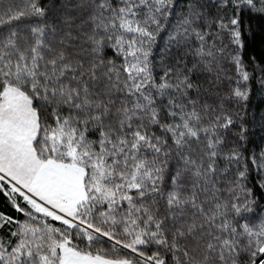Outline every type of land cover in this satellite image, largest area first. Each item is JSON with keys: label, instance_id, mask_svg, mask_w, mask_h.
Segmentation results:
<instances>
[{"label": "snow or ice", "instance_id": "obj_1", "mask_svg": "<svg viewBox=\"0 0 264 264\" xmlns=\"http://www.w3.org/2000/svg\"><path fill=\"white\" fill-rule=\"evenodd\" d=\"M258 32L264 0H0V264H264Z\"/></svg>", "mask_w": 264, "mask_h": 264}, {"label": "trees", "instance_id": "obj_2", "mask_svg": "<svg viewBox=\"0 0 264 264\" xmlns=\"http://www.w3.org/2000/svg\"><path fill=\"white\" fill-rule=\"evenodd\" d=\"M176 2L178 5H182L184 3V0H176ZM261 35L262 34L258 32L254 40L249 36L248 56H254L257 59V61L264 60V41L261 40ZM256 75L258 76L259 73H256ZM258 99H259L258 97H254L253 104H256L258 102ZM262 107L252 108L250 106V112L254 111L256 115L259 116ZM260 135L261 134L259 129L255 128L254 135L252 136L253 144L249 145L250 149L259 151V147H264V140L260 139ZM254 175L255 173L253 172V176ZM0 209L7 210V208L5 207V203L2 201V199H0ZM81 247H85V245L82 244ZM104 247L107 248L109 246L105 245Z\"/></svg>", "mask_w": 264, "mask_h": 264}]
</instances>
